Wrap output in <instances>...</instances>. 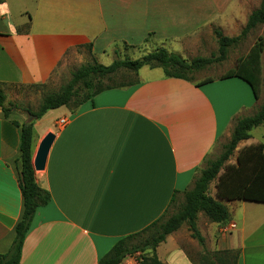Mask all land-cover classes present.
Listing matches in <instances>:
<instances>
[{
    "label": "crops",
    "instance_id": "1",
    "mask_svg": "<svg viewBox=\"0 0 264 264\" xmlns=\"http://www.w3.org/2000/svg\"><path fill=\"white\" fill-rule=\"evenodd\" d=\"M208 1L207 13L200 6L173 13L171 0H0V83L45 85L69 53L87 45L94 57L126 46L164 48L193 59L213 30L237 36L255 10H248L251 0ZM237 63L217 78L192 83L162 72L104 91L76 110L65 108L41 131L37 126L50 111L35 121L32 165L42 138L54 135L44 169L34 170L50 201L36 210L18 264H97L117 241L140 233L183 200L217 142L230 138L236 121L256 113L264 99L247 97L229 111L216 88L227 84L246 95L245 82L220 80ZM207 79L212 82L202 84ZM63 118L66 123L58 125ZM13 122L23 120L0 110V254L9 249L23 210L20 128ZM254 129L236 156L263 144L252 138ZM220 202L229 213L226 222L197 217L202 246L179 228L157 246L158 260L225 264V255L213 254L228 252L237 253L235 264H264V204Z\"/></svg>",
    "mask_w": 264,
    "mask_h": 264
},
{
    "label": "trees",
    "instance_id": "2",
    "mask_svg": "<svg viewBox=\"0 0 264 264\" xmlns=\"http://www.w3.org/2000/svg\"><path fill=\"white\" fill-rule=\"evenodd\" d=\"M259 26L264 28V0H260L257 9L249 14L239 35L229 38L223 36L219 30H213L218 46V56L210 58L195 57L186 60L164 48H156L137 60L118 59L108 66L96 62L81 66L72 74L70 81L59 92L43 98L37 111L32 114L29 113V115L35 117L34 121L30 123L23 122L21 125L13 122V125L20 128L18 187L21 193L23 210L19 221L15 225L14 238L9 249L5 254H0V264L19 263L23 242L30 230L36 210L50 201L48 193L36 184L35 172L31 163L32 147L35 139L33 128L35 121L40 120L47 112L59 108L76 110L81 105L91 102L95 96L104 91L132 87L138 84L136 81L103 85V79H110L111 76L121 71L134 73L137 76L138 71L143 67L159 68L166 78L182 79L192 83L193 74L224 61L228 49L237 45ZM90 46L85 47L90 48ZM261 54L262 44L253 45L247 56L238 60L236 67L221 76L220 80L237 78L245 82L249 86L254 99L258 100L261 84ZM211 82L212 79H207L202 84ZM3 86L0 83V110L4 117H8L11 111L4 107ZM80 86L86 91L82 96L78 95ZM259 126L264 129V99L256 113L236 121L229 141L223 147V152L216 160L206 161L205 167L199 171L192 189L185 193L184 202L176 213L166 219L165 214L140 233L117 241L97 264H122L127 257L137 254L138 264H162L155 254L157 246L169 234L181 228L182 225L186 226L192 239L196 240L200 246L203 245V238L196 226L199 213L211 223L222 224L228 220L229 213L226 206L220 201H245L264 204V143L240 149L235 158V163L224 166L237 145L248 140L250 131ZM220 170H223V172L218 176ZM217 176L215 198H212L208 195V188ZM145 233L149 234L138 245H130V241ZM218 253H215L214 257L221 254L228 255L225 264H235L237 253L221 252L219 255ZM230 254L231 257H229Z\"/></svg>",
    "mask_w": 264,
    "mask_h": 264
},
{
    "label": "rangeland",
    "instance_id": "3",
    "mask_svg": "<svg viewBox=\"0 0 264 264\" xmlns=\"http://www.w3.org/2000/svg\"><path fill=\"white\" fill-rule=\"evenodd\" d=\"M176 0H171V7L170 11L178 12V9L185 10L187 8V12H191L192 7L202 8L204 12L207 13L209 1L208 0H177L182 3L175 2ZM193 1V2H192ZM260 0H251L248 10L257 9L259 6ZM200 6V7H199ZM200 9L196 12L200 13ZM243 23V17L241 18ZM241 23V24H242ZM240 24L241 29L243 28ZM244 26V25H243ZM240 33H237V35ZM235 37V36H234ZM257 43L262 44V54H261V84H260V97L264 96V28L262 26L257 27L253 31H251L242 41H240L237 45L230 47L228 49L226 59L222 63H216L212 66H209L201 71L196 72L193 74L192 78L195 81H198L204 77L209 78H217V76L233 67L236 64L237 60L243 59L247 56L251 47ZM156 49V48H155ZM218 46L216 43L215 38H211L207 42H205L203 46V51L200 52L197 57H204L210 58L214 56H218L217 52ZM148 50H153V47L146 48H127L126 46L117 49L115 52H110L105 55H100L98 57H94L91 54V48L83 47L81 49H77L67 55L65 60L61 63V65L57 68L55 73L51 76L49 81L42 86L38 87H28V86H13V87H2V91L5 95L4 100V107L11 111L12 116H19L23 122H26L27 119L31 116L29 113H35L40 105V102L46 96L55 94L59 92V90L71 79L72 74L77 71L81 66L92 64L94 62L108 66L114 60L118 59H129V60H137L140 59L143 55L147 54L146 52H151ZM239 57V58H237ZM162 74L161 69H149L148 67H143L138 71V75L136 76L134 73H127V72H118L117 74L110 77V79H103V85H112V84H119L124 82H136L142 80L152 79L158 75ZM246 91V95L231 87L229 85L220 84L216 88L217 95L223 100L225 103L229 104V111L233 112L235 106L239 102H245L251 99V101H255L249 88ZM86 93V91L80 86L78 89V95L82 96ZM65 108L59 110H52L47 115H45L39 122L37 126V130L41 131L42 128L46 125H50L52 119L59 116L61 111H64ZM71 110V109H68ZM73 110V109H72ZM31 121H34L31 119ZM263 128L258 127L253 130L251 133L252 138L257 142L264 143L263 138ZM229 138L221 139L217 142L215 147L213 148L212 154L210 155V160H216L220 154L223 152V147L228 143ZM238 147V145H237ZM236 147V149H237ZM236 149L234 150L232 156L228 159L227 162L224 163L226 165L234 164L235 157H236ZM223 170H220L218 176L222 174ZM213 180L208 188V195L215 196V185L217 182V178ZM183 200H177L176 203L169 208L166 213L165 219L169 216L173 215L178 211L180 206L183 204ZM200 216L199 221L206 219L201 213L198 214ZM197 216V217H198ZM182 231L186 232V226L182 225L180 228ZM149 233H145L138 238L133 239L130 241V245H138ZM219 255V253H218ZM214 256V254H213ZM135 258L138 257V254L134 256ZM219 257H223V254L219 255ZM231 257V254L229 255ZM225 258H228V255H225Z\"/></svg>",
    "mask_w": 264,
    "mask_h": 264
},
{
    "label": "water",
    "instance_id": "4",
    "mask_svg": "<svg viewBox=\"0 0 264 264\" xmlns=\"http://www.w3.org/2000/svg\"><path fill=\"white\" fill-rule=\"evenodd\" d=\"M31 119L34 120V116H30L26 123H30ZM54 140V135L52 133H47L40 141L38 148L36 150L35 156L33 158V169L35 171H42L45 166V161L51 144Z\"/></svg>",
    "mask_w": 264,
    "mask_h": 264
},
{
    "label": "built area",
    "instance_id": "5",
    "mask_svg": "<svg viewBox=\"0 0 264 264\" xmlns=\"http://www.w3.org/2000/svg\"><path fill=\"white\" fill-rule=\"evenodd\" d=\"M66 119L65 118H63V119H60L59 121H58V125H63V124H65L66 123ZM129 260H130V264H138V261H137V259L135 260L134 259V256H131V257H127Z\"/></svg>",
    "mask_w": 264,
    "mask_h": 264
}]
</instances>
